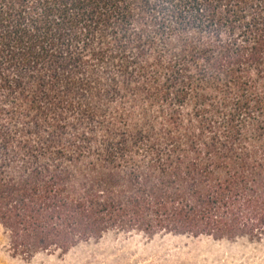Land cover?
I'll use <instances>...</instances> for the list:
<instances>
[{
  "label": "trees",
  "instance_id": "trees-1",
  "mask_svg": "<svg viewBox=\"0 0 264 264\" xmlns=\"http://www.w3.org/2000/svg\"><path fill=\"white\" fill-rule=\"evenodd\" d=\"M0 225L264 239V0H0Z\"/></svg>",
  "mask_w": 264,
  "mask_h": 264
},
{
  "label": "rangeland",
  "instance_id": "rangeland-1",
  "mask_svg": "<svg viewBox=\"0 0 264 264\" xmlns=\"http://www.w3.org/2000/svg\"><path fill=\"white\" fill-rule=\"evenodd\" d=\"M0 264H264V239H214L209 235L108 231L66 252L14 254L0 225Z\"/></svg>",
  "mask_w": 264,
  "mask_h": 264
}]
</instances>
